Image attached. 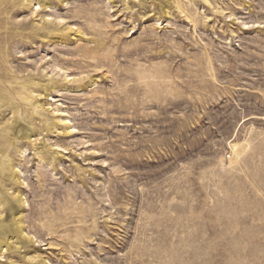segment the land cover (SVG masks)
Listing matches in <instances>:
<instances>
[{
  "label": "rangeland",
  "instance_id": "1",
  "mask_svg": "<svg viewBox=\"0 0 264 264\" xmlns=\"http://www.w3.org/2000/svg\"><path fill=\"white\" fill-rule=\"evenodd\" d=\"M0 214V264H264V0H0Z\"/></svg>",
  "mask_w": 264,
  "mask_h": 264
},
{
  "label": "bare ground",
  "instance_id": "2",
  "mask_svg": "<svg viewBox=\"0 0 264 264\" xmlns=\"http://www.w3.org/2000/svg\"><path fill=\"white\" fill-rule=\"evenodd\" d=\"M8 130H7L8 133L10 132L11 134L13 133V134H21V135L23 134L24 135V133H22V127H19V126H15V127L11 126L9 127ZM11 226L19 227V219L13 216L9 221L5 222L3 221V217L0 214V242L7 244L8 246L15 244V241H10L8 239L6 240V242H4L5 240H3V238L5 239L4 234L11 229Z\"/></svg>",
  "mask_w": 264,
  "mask_h": 264
}]
</instances>
